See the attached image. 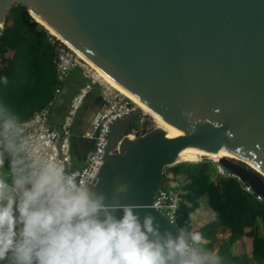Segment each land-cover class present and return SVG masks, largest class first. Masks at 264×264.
<instances>
[{"label": "water", "instance_id": "1", "mask_svg": "<svg viewBox=\"0 0 264 264\" xmlns=\"http://www.w3.org/2000/svg\"><path fill=\"white\" fill-rule=\"evenodd\" d=\"M15 5L180 131L168 137L154 127L130 139L136 113L115 120L91 183L99 182L98 190L111 197L123 187L122 203L175 234L152 207L164 169L186 147L216 152L226 145L243 160H211L264 203V0H0V25ZM100 107L95 101L73 126L75 155L85 143L86 151L92 147L82 134Z\"/></svg>", "mask_w": 264, "mask_h": 264}, {"label": "clouds", "instance_id": "2", "mask_svg": "<svg viewBox=\"0 0 264 264\" xmlns=\"http://www.w3.org/2000/svg\"><path fill=\"white\" fill-rule=\"evenodd\" d=\"M7 84V77H3ZM37 150L21 116L0 103V264H224L198 231L109 197Z\"/></svg>", "mask_w": 264, "mask_h": 264}, {"label": "trees", "instance_id": "3", "mask_svg": "<svg viewBox=\"0 0 264 264\" xmlns=\"http://www.w3.org/2000/svg\"><path fill=\"white\" fill-rule=\"evenodd\" d=\"M57 45L58 40L52 42L47 29L24 6L15 5L6 13L0 30V103L10 106L23 121L44 107L54 94ZM3 77H7V84ZM94 86L100 87L97 83ZM142 111L159 125L156 118ZM140 113L139 110L126 134L138 126ZM143 128L148 130L146 121ZM222 155L240 160L234 155L205 151L195 161L178 162L164 169L181 183L182 201L174 224L178 229L202 233L209 249L217 246L224 264H264V203L245 191L237 178L217 172V164L211 159ZM202 199L213 217L196 228L192 215ZM226 230L227 237L220 240L217 234ZM243 238L249 240L250 250L236 254L233 247Z\"/></svg>", "mask_w": 264, "mask_h": 264}, {"label": "built area", "instance_id": "4", "mask_svg": "<svg viewBox=\"0 0 264 264\" xmlns=\"http://www.w3.org/2000/svg\"><path fill=\"white\" fill-rule=\"evenodd\" d=\"M1 29L2 25H0V30ZM50 40L52 42L58 40L57 54L54 61L57 85L54 89L52 98L47 104L35 112L29 119L24 120V123L27 125L29 135L35 138L37 150L39 152L48 159L57 162L79 180L91 184L97 179L99 169L107 152L108 133L112 123L131 113H136L137 115L139 109L135 103L119 91L94 80L89 71L85 70L87 69V63L78 57L64 42L52 34H50ZM75 67H79L83 70L85 77H87V81L84 86L80 87L71 97L69 106L61 122L56 126L52 125L50 121L52 107L61 93L68 73ZM94 83L100 86L99 95L101 107L95 112L87 129L82 134V137L92 140L93 144L92 147L82 155L81 165L77 166L75 164L76 160L72 148L74 137L73 126L79 118L81 106ZM144 122L145 115L140 113L138 117V126L133 127L131 132L126 135L134 137L148 131L143 128ZM117 144L113 147L111 152L117 149ZM214 162L217 164L216 169L218 173L237 178L227 170L226 172L217 161ZM243 189L253 193L249 186L243 185ZM255 197L257 200H262L259 195H255ZM181 201V183L171 172L164 173L162 185L154 196L152 207L156 211L164 214L170 222L174 224L176 212Z\"/></svg>", "mask_w": 264, "mask_h": 264}, {"label": "bare ground", "instance_id": "5", "mask_svg": "<svg viewBox=\"0 0 264 264\" xmlns=\"http://www.w3.org/2000/svg\"><path fill=\"white\" fill-rule=\"evenodd\" d=\"M32 17L39 22L41 25H43L49 33L57 37L59 40L64 42L78 57H80L84 62H86L94 71L96 74L100 76L102 81L106 82L110 87L114 88L115 90L119 91L121 94L125 95L127 98H129L132 102H134L137 106H140L145 109L149 114H151L154 118L160 122V124L157 127L162 128L166 135L168 137H175L180 134V131L175 128L173 125L166 122L164 119L161 118V116L156 113L152 108L147 106L143 101H141L138 97L133 95L131 92H129L127 89L122 87L120 84H118L116 81H114L109 75H107L103 70H101L99 67H97L92 61H90L85 55H83L80 51H78L75 47H73L69 42H67L63 37H61L52 27H50L47 23L42 21L37 15H35L32 11H30ZM104 78V79H103ZM142 110V109H141ZM162 123V125H161ZM130 139L133 138V136H128ZM205 151L195 148V147H186L182 149L178 156L177 161H195L198 159ZM216 152L226 153L230 155H234L238 157L239 159L243 160L236 152H234L232 149L227 147L226 145L222 146L220 149H218ZM221 157H225L222 155ZM219 157V158H221ZM218 158V159H219ZM217 159V160H218ZM260 171V170H259ZM261 172V171H260ZM264 175V173L262 172Z\"/></svg>", "mask_w": 264, "mask_h": 264}, {"label": "crops", "instance_id": "6", "mask_svg": "<svg viewBox=\"0 0 264 264\" xmlns=\"http://www.w3.org/2000/svg\"><path fill=\"white\" fill-rule=\"evenodd\" d=\"M75 68H77V69L70 71L68 73V75L64 81L61 93L59 94V97L57 98L56 102L54 103L53 110H51L50 121H51L52 125L56 126L61 122V120H62V118H63V116H64V114H65V112L69 106L71 97L80 87L84 86V84L87 81V77H85L83 70L79 67H75ZM99 92H100V87H99V89L95 86L92 87V89L89 92L88 101L91 102L92 100H94V101H99L101 103L100 99L97 98V97H99L98 96ZM73 154H74V150H73ZM74 156H75V160H76L75 164L77 166H80L82 156L80 154L79 155L74 154ZM202 201H203V206L200 209H196L192 215V221L196 220L195 221L196 228L198 226H201L202 224L210 221L213 217V213L208 209L207 205H205L206 204L205 200L202 199ZM204 215H206L208 217V219L202 221L204 218ZM198 220H200L202 222L197 223ZM228 233H229V231L226 230L224 232L218 233L217 236L221 240L223 238H226ZM244 239L245 238L237 241L235 243V245H238ZM249 250H250V242L248 240V251L247 252H249ZM236 254H241V253H236Z\"/></svg>", "mask_w": 264, "mask_h": 264}, {"label": "rangeland", "instance_id": "7", "mask_svg": "<svg viewBox=\"0 0 264 264\" xmlns=\"http://www.w3.org/2000/svg\"><path fill=\"white\" fill-rule=\"evenodd\" d=\"M48 32V31H47ZM49 33V32H48ZM49 34H51V33H49ZM87 65V69H85L86 71H89V73L93 76V79L94 80H96V81H99V82H101L102 84H105V85H107V86H109L106 82H104V81H102V79L100 78V76L98 75V74H96V72L94 71V69H92L88 64H86ZM75 69H77V68H72L70 71H73V70H75ZM104 79V78H103ZM87 103H89V101H88V97L84 100V102H83V104H82V106H81V108H83V107H85V105L87 104ZM134 103V102H133ZM138 107V109L140 110V112L142 113V115L144 114L145 115V121L147 122V126H148V130L149 129H152V128H154V127H157V123H156V121L150 116V115H148V114H146V113H144L142 110H145L144 108H142V107H140V106H137ZM53 108H54V106L52 107V110H53ZM142 109V110H141ZM159 124H160V122H159ZM161 125H162V123H161ZM205 153V152H204ZM204 153L201 155V156H204ZM219 153H221V152H219ZM221 154H224V153H221ZM226 154V153H225ZM227 155H229V154H227ZM202 158H208V157H202ZM201 158V159H202ZM208 159H210V158H208ZM213 159V158H212ZM213 160H217V159H213ZM241 160V159H240ZM203 206V201H201L200 202V207L198 208V209H200L201 207ZM195 219V218H194ZM208 219V217L206 216V215H204V218H203V220L202 221H204V220H207ZM195 221L196 220H194V223H195ZM202 221H200V220H198V222L197 223H200V222H202ZM196 224V223H195ZM213 250H217V247L216 246H214V249ZM233 251L235 252V253H245V252H247L248 251V240L247 239H244L241 243H239L238 245H235L234 247H233Z\"/></svg>", "mask_w": 264, "mask_h": 264}, {"label": "flooded vegetation", "instance_id": "8", "mask_svg": "<svg viewBox=\"0 0 264 264\" xmlns=\"http://www.w3.org/2000/svg\"><path fill=\"white\" fill-rule=\"evenodd\" d=\"M95 101L92 100L91 102L87 103L85 105V107L81 108L80 110V114H79V118L82 117L83 115L87 114V111H90L92 109V106L94 105ZM88 146V143H85L84 145H82L81 147V156L84 155L85 151H86V147Z\"/></svg>", "mask_w": 264, "mask_h": 264}]
</instances>
